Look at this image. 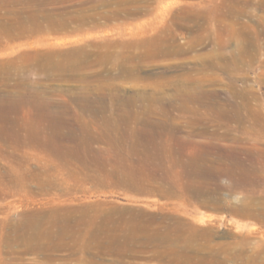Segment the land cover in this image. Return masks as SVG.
<instances>
[{"label":"rangeland","instance_id":"obj_1","mask_svg":"<svg viewBox=\"0 0 264 264\" xmlns=\"http://www.w3.org/2000/svg\"><path fill=\"white\" fill-rule=\"evenodd\" d=\"M0 26V228L33 206L86 229L184 213L264 264V0H0ZM75 235L87 252L19 242L0 264H169Z\"/></svg>","mask_w":264,"mask_h":264},{"label":"bare ground","instance_id":"obj_2","mask_svg":"<svg viewBox=\"0 0 264 264\" xmlns=\"http://www.w3.org/2000/svg\"><path fill=\"white\" fill-rule=\"evenodd\" d=\"M25 1V0H24ZM56 1V0H55ZM74 1V0H73ZM10 2V1H9ZM17 2V1H16ZM58 4V3H57ZM229 4V3H228ZM33 5V4H32ZM55 5V4H54ZM239 6V5H238ZM35 8V7H34ZM40 8V7H39ZM48 8V7H47ZM50 9V8H49ZM8 10V9H7ZM35 10V9H34ZM52 10V9H51ZM20 11V10H19ZM49 11V10H48ZM45 12V11H44ZM45 14V13H44ZM59 14V13H58ZM62 14V13H61ZM60 14V15H61ZM57 15V14H56ZM69 15V14H66ZM64 16V15H63ZM6 17V16H5ZM65 17V16H64ZM43 18V17H42ZM54 18V17H53ZM18 19V17H17ZM58 19V18H57ZM56 19V20H57ZM69 19V18H68ZM65 20V19H64ZM3 21V20H2ZM15 21V20H14ZM22 21V20H21ZM50 21V20H49ZM37 22V21H36ZM41 22V21H40ZM39 23V22H38ZM45 23V22H44ZM66 23V22H65ZM72 23V22H71ZM43 24V23H41ZM84 24V23H83ZM216 24V23H215ZM69 25V24H68ZM21 26V25H20ZM79 26V25H78ZM1 27V26H0ZM14 28V27H13ZM25 28V27H24ZM42 28V27H41ZM69 28V27H68ZM1 30V29H0ZM36 30V29H35ZM25 31V30H24ZM189 47V46H188ZM8 48V47H7ZM12 48V47H11ZM15 51V50H14ZM5 56V55H4ZM14 60V59H13ZM10 62V60H9ZM13 63V62H12ZM3 65V64H2ZM7 67V66H6ZM3 69V68H2ZM6 70V69H5ZM13 71V70H12ZM16 72V71H15ZM13 74V73H12ZM11 74V75H12ZM11 77V76H10ZM14 78V77H13ZM17 79V78H16ZM9 84V83H8ZM19 84V83H18ZM3 86V85H2ZM15 86V85H14ZM20 86V85H19ZM18 86V87H19ZM17 87V86H16ZM28 87V86H27ZM21 88V87H20ZM36 88V87H35ZM19 90V89H18ZM23 90V89H22ZM12 95V94H11ZM19 95V94H17ZM33 95V94H32ZM19 97V96H18ZM18 97H16L18 99ZM35 97V96H34ZM37 98V97H36ZM11 99V98H10ZM14 99V97H13ZM34 99V98H32ZM8 102V101H7ZM6 102V103H7ZM17 102V101H16ZM37 102V101H36ZM41 102V101H40ZM13 103V102H12ZM45 110V109H44ZM34 125V124H33ZM254 125V124H253ZM42 129V128H41ZM245 129V128H244ZM254 129V128H253ZM261 129V128H259ZM46 131V130H45ZM256 131V130H255ZM254 131V132H255ZM253 132V131H252ZM259 132V130H258ZM257 133V132H256ZM46 134V133H45ZM251 134V132H250ZM264 135V134H263ZM254 137V135H252ZM262 136V135H261ZM260 137V136H258ZM264 137V136H262ZM22 138V137H21ZM20 139V138H19ZM22 141V139H20ZM18 141V140H17ZM20 141V142H21ZM263 146V145H262ZM258 147V146H257ZM26 148V147H25ZM260 148V147H259ZM204 150V149H202ZM198 151V149H197ZM200 151V149H199ZM259 151V150H258ZM201 152V151H200ZM206 152V151H205ZM261 152V151H260ZM259 152V153H260ZM202 153V152H201ZM200 153V154H201ZM199 154V153H198ZM259 155V154H258ZM169 156V155H168ZM194 156V155H193ZM262 156V154H261ZM181 157V156H180ZM233 157V156H232ZM264 158V154L263 157ZM179 160V158H178ZM250 160V159H249ZM189 161V160H188ZM186 162V161H185ZM184 163V162H183ZM15 164V163H14ZM182 164V163H181ZM190 164H194L190 162ZM174 165V164H173ZM204 165V164H203ZM181 166V165H180ZM184 166V165H183ZM188 166V165H187ZM194 166V165H193ZM207 166V165H206ZM26 168V167H25ZM29 168V166H28ZM166 168V167H165ZM168 168V167H167ZM166 168V169H167ZM24 169V168H22ZM165 169V170H166ZM189 169V168H188ZM208 170V169H207ZM220 170V169H219ZM28 171V170H27ZM16 172V171H15ZM166 172V171H164ZM169 172V171H168ZM190 172V171H189ZM195 174H201L202 171L197 168L193 171ZM4 173V172H3ZM24 174V172H23ZM32 174V172H31ZM30 174V175H31ZM176 174V173H175ZM178 174V173H177ZM211 174V173H210ZM7 175V174H6ZM29 175V174H28ZM80 175V174H79ZM166 175V174H165ZM21 176V175H20ZM39 176V175H38ZM176 176V175H175ZM185 176V175H184ZM183 176V177H184ZM192 176V175H191ZM2 178V176H0ZM25 177V176H24ZM23 177V179H24ZM174 177V176H173ZM182 177V178H183ZM197 177V176H196ZM215 177V176H214ZM5 178V177H4ZM19 178V176H18ZM181 178V176H180ZM206 178V177H205ZM41 179V178H40ZM39 179V180H40ZM165 179V177H164ZM176 179V178H175ZM179 179V177L177 178ZM200 179V178H199ZM22 180V179H20ZM30 180V179H29ZM38 180V181H39ZM183 180V179H182ZM17 181V180H16ZM19 181V180H18ZM175 181V180H174ZM177 181V180H176ZM180 181V180H179ZM184 181V180H183ZM182 181V182H183ZM187 181V180H186ZM2 182V181H1ZM12 182V181H11ZM21 182V181H19ZM25 182V181H24ZM31 182V181H30ZM178 182V181H177ZM176 182V183H177ZM203 182V181H202ZM40 183V182H39ZM42 183V182H41ZM55 183V182H54ZM168 183V182H167ZM173 183V182H172ZM194 183V182H192ZM20 184V183H19ZM53 184V183H52ZM144 184V183H143ZM174 185V184H173ZM197 185V184H196ZM195 185V186H196ZM28 186V185H27ZM179 186H181L179 184ZM178 186V187H179ZM191 185H189L190 187ZM201 186V185H200ZM212 186V185H211ZM24 187V186H23ZM38 187V186H37ZM186 187V186H184ZM199 187V186H198ZM214 187V186H212ZM41 188V187H40ZM209 188V187H208ZM43 189V188H42ZM168 189V188H167ZM182 189V186H181ZM190 189V188H189ZM200 189V188H199ZM194 190V189H193ZM197 190V189H195ZM41 191V190H40ZM48 191V190H47ZM180 192V190H178ZM204 191V190H203ZM202 191V192H203ZM230 191V190H229ZM11 192V191H10ZM223 192V191H222ZM226 192V191H225ZM3 193V192H2ZM184 193V192H183ZM190 193V192H189ZM51 193H28L25 194L28 199V205L31 203H37L40 198L39 196L46 197ZM58 194V193H57ZM171 194V193H170ZM203 194V193H202ZM208 194V193H207ZM22 195V194H21ZM20 195V197H21ZM181 195H183L181 193ZM209 195V194H208ZM222 195V194H221ZM71 197V195H68ZM190 196V195H189ZM210 196V195H209ZM219 196V195H218ZM234 196V195H233ZM24 197V196H23ZM39 197V198H38ZM215 197V196H214ZM228 197V196H227ZM231 197V196H230ZM179 198V197H178ZM220 198V197H218ZM50 199V198H49ZM184 199V198H183ZM22 200V198H21ZM19 200V201H21ZM226 200V199H225ZM51 201V200H50ZM221 201V200H220ZM22 202V201H21ZM26 202V201H25ZM30 202V203H29ZM56 202V201H55ZM59 202V201H58ZM61 202V201H60ZM43 203V202H42ZM42 203H38V205H42ZM217 203V202H216ZM244 203V202H243ZM22 204V203H21ZM24 204V203H23ZM26 204V203H25ZM24 204V205H25ZM51 204V203H50ZM56 204V203H55ZM224 204V203H223ZM27 205V206H28ZM37 205V204H36ZM44 205V204H43ZM244 205V204H243ZM47 206V205H46ZM44 207V206H43ZM27 208V207H26ZM52 208V207H51ZM30 213L28 220L24 223L19 224V221L15 223H10L9 227L3 226L0 228V236L2 237L0 241V246H8V250H10L11 254H18L17 249H12L11 246L14 244L23 243L26 246L27 251L35 252V253H45L47 250H58L61 249L70 250V253L74 254L77 251L76 247L81 244L78 242V238L75 235L79 232L83 235H88L91 233L92 240L96 243L106 242L111 249L109 252H113V254H125L127 252H133L134 247L140 245L141 247L151 246L154 249V258L161 259L167 261L169 264H187L192 259H199L200 264H260L261 257L255 254L248 255L246 254L248 248L245 247V237L240 241L230 242V243H216L214 242V237L218 234V231L214 229V227L206 225L207 227H199L198 223L195 224L193 221L187 220L186 216L183 215L175 218V214H173V218H169V221L166 217L162 216V220L165 218L167 221L162 223V226L153 227L152 225H146L147 222L143 220L142 224H134L130 223L129 227H121L115 226L108 228L106 226H99L96 229L89 228L86 229V223H89L90 219L87 218V215L84 211L80 209L79 218L75 217L72 219V215L69 214L65 217L60 216L59 212L53 210L51 213L46 214L42 209V207H28L27 208ZM48 209V208H47ZM56 209V208H55ZM51 210V209H50ZM67 210V209H66ZM245 207L242 206L240 208V213L246 215L247 217H252L258 219V214L255 212L246 213ZM89 212V211H88ZM92 212V211H91ZM103 212V211H102ZM108 213V212H107ZM113 212H110V214ZM65 214V213H64ZM88 214V213H87ZM98 214V213H97ZM100 214V213H99ZM178 214V213H176ZM77 215V214H76ZM113 215V214H112ZM92 216V214H91ZM98 216V215H97ZM109 216V215H108ZM114 216V215H113ZM171 216V215H170ZM24 217V216H23ZM96 217V216H95ZM164 217V218H163ZM172 217V216H171ZM210 217V216H209ZM22 219V218H21ZM100 219V215H99ZM103 219V218H102ZM101 219V221H102ZM111 219V218H110ZM208 219V218H207ZM213 219H215L213 217ZM213 219H209L210 222ZM98 220V219H97ZM134 220V219H133ZM45 221V224L43 223ZM119 221V220H118ZM126 221V219H125ZM132 222V219L130 220ZM134 222V221H133ZM151 221L149 220L148 224ZM160 222V221H158ZM162 222V221H161ZM160 222V225H161ZM102 223V222H101ZM114 224V223H113ZM153 224V223H152ZM98 226V225H97ZM7 229V230H6ZM80 235V234H79ZM78 235V236H79ZM232 235V234H231ZM87 238V237H86ZM82 240V239H81ZM80 240V241H81ZM84 240V239H83ZM88 240V239H87ZM90 240V239H89ZM91 241V240H90ZM89 241V242H90ZM87 242V241H86ZM249 242V241H248ZM251 243V242H250ZM91 244V243H90ZM99 245V244H98ZM84 247L82 250L87 252L89 246L82 245ZM96 246V245H95ZM104 246V245H103ZM118 246L120 249L113 250ZM149 246V247H150ZM14 247V246H13ZM91 247V246H90ZM253 247V246H252ZM256 247V246H255ZM252 250H256V248ZM113 248V249H112ZM125 248V250H124ZM147 248V247H146ZM259 248V247H258ZM257 248V249H258ZM1 249V248H0ZM102 249V248H101ZM129 249V250H128ZM67 250V251H68ZM135 250V249H134ZM136 250L138 251L137 247ZM142 250V248H141ZM149 250V249H148ZM66 251V252H67ZM97 251V250H96ZM95 251V252H96ZM103 251V250H102ZM100 251V253L102 252ZM62 252V251H61ZM65 252V251H64ZM80 252V251H79ZM82 252V251H81ZM94 252V253H95ZM207 253L206 258H200V254ZM255 252V251H254ZM58 255V252H56ZM60 253V252H59ZM78 253V252H77ZM107 253V252H106ZM55 254V253H54ZM97 254V253H96ZM262 254V253H261ZM8 255V253H7ZM51 255V254H50ZM65 255V254H64ZM118 255V254H117ZM116 255V256H117ZM133 255V254H132ZM44 256V255H43ZM204 255L203 257H205ZM115 257V256H114ZM263 257V256H262ZM264 258V257H263ZM116 259V258H115ZM152 259V258H151ZM118 260V259H117ZM154 260V259H152ZM79 261V260H78ZM84 261V260H83ZM115 261V260H114ZM155 261V260H154ZM49 262V261H48ZM47 262V263H48ZM120 262V261H119ZM193 262V261H192ZM196 264L198 263L195 261ZM264 262V261H262ZM17 263V262H16ZM131 263V262H130ZM163 263V262H161ZM194 263V262H193ZM79 264V263H78ZM150 264V263H149ZM192 264V263H191Z\"/></svg>","mask_w":264,"mask_h":264}]
</instances>
